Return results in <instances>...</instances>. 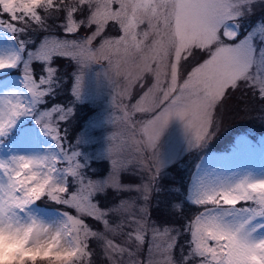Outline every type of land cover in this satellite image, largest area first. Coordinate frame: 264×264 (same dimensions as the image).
<instances>
[{
    "label": "snow or ice",
    "instance_id": "6c2138e0",
    "mask_svg": "<svg viewBox=\"0 0 264 264\" xmlns=\"http://www.w3.org/2000/svg\"><path fill=\"white\" fill-rule=\"evenodd\" d=\"M262 0H0V29L23 35L34 26L49 32L48 20L62 17L58 25L63 37L45 35L32 50L29 41L19 40V50L0 55V71L22 64L24 92L0 95V144L21 117L31 116L41 131L56 144L46 154L13 155L0 159V232L22 245L12 257L22 264H91L89 240L102 245L105 255L134 257L148 242L147 264H264V177L251 174L239 179L200 177L189 199L204 208L183 225V231L168 224L151 221L147 207L131 217L134 225L127 238L136 242V250L109 238L118 234L124 222L113 224L112 216L129 212L135 201L120 200L102 205L99 196L137 192L147 202L159 191L151 180L139 185L121 181L128 164L119 152L107 148L110 161L107 176L94 179L78 150L65 147L62 124L74 114V107L52 103L63 87L56 63L67 59L87 67L113 56L125 62L135 52L142 56L135 75L130 77L121 95L151 73L155 83L132 106L139 113H154L143 122L142 131L149 147H155L172 118L184 122L191 134L190 146H202L211 135L213 109L229 89L241 82L264 100V24L241 36V20L252 14ZM7 16V20L3 17ZM141 25L146 27L141 29ZM110 26L120 35L105 37ZM84 28L90 35L77 37ZM101 37L98 47L93 42ZM152 37L151 43H147ZM35 43V42H33ZM208 58L197 64L178 83L181 62L197 52ZM121 60L114 67L119 74ZM40 66V72L34 66ZM165 80L168 86L162 87ZM83 77L76 75L72 85L74 101L81 99ZM162 93L157 99V93ZM171 98V99H170ZM168 106L159 110L163 101ZM47 105V107H45ZM158 113V114H156ZM129 113L125 111L127 118ZM111 139V138H110ZM82 140H78L77 144ZM159 161L156 172L163 168ZM157 177L153 176L152 180ZM75 209L77 215L63 213V219L51 224L29 209L42 199ZM88 217L101 223L104 231H95ZM183 238V243L181 240ZM179 250V261L175 252ZM23 252V255L21 254ZM131 264L142 262L131 261Z\"/></svg>",
    "mask_w": 264,
    "mask_h": 264
},
{
    "label": "rangeland",
    "instance_id": "374dc122",
    "mask_svg": "<svg viewBox=\"0 0 264 264\" xmlns=\"http://www.w3.org/2000/svg\"><path fill=\"white\" fill-rule=\"evenodd\" d=\"M3 18L7 20V16ZM61 22L62 17L54 16L48 20L49 32H41L33 26L27 33L17 36L6 29H0V50L3 55L18 51L19 40H26L29 41L27 49L30 51L45 35L55 34L63 37L64 34L58 27ZM261 24H264V0L254 6L251 15L241 20V36ZM145 27L141 25V29ZM92 30L84 28L77 37L68 38L79 39L90 35ZM118 35H120L119 30L115 26H110L104 33L105 37ZM101 39L98 37L92 46L98 47ZM151 40L152 37L147 43L150 44ZM147 52L148 49L145 47L143 52L130 55L126 62L120 56H113L112 64L100 60L90 63L87 67L67 59H59L56 67L59 69L63 87L54 99L49 100V104L74 107V114L66 124L61 125L63 129L61 135L66 136L64 140L66 149L70 148L82 153L81 159L87 164L88 175L94 179L107 176L110 161L106 158V151L107 148L112 147L119 152L121 160L128 164V171L121 176L122 183L139 185L151 180L153 186L158 187L159 191L153 193L147 202L137 192L114 193L109 190L106 195L98 197L105 206L122 199L135 201L129 212L119 217H110L113 224L123 221L125 225L123 230L115 235L108 233L109 238L132 250H136L137 245L135 241L127 238V233L134 227L131 224V217L138 215L140 207L148 208L149 218L156 224L172 225L183 231V225L187 220L204 210L189 199L198 178L239 179L245 174L264 177V100H261L255 91L243 82L236 89H229L213 109L211 135L202 146H190L191 134L186 130L184 122L175 117L170 121L158 144L154 148L148 146L142 131L143 122L151 119L154 113L135 112L132 106L155 83L154 76L144 72L142 78L131 88V94L121 95L130 79L128 73L136 74L138 71L136 66L142 63V56ZM207 58V52L198 51L194 57L182 61L178 83L182 84L192 68ZM117 60H121L119 74L114 67ZM34 68L37 73L40 72L39 65H35ZM10 74L11 76H8ZM76 75L83 77L79 101H74L72 96V85ZM22 79V64L17 68L0 71V95L13 91L23 93ZM167 86L168 80H165L162 87ZM245 87L247 90L251 89L248 93L252 97L242 98L244 104L237 105L233 99L234 95ZM6 88L7 90H2ZM1 91L4 93L1 94ZM243 94L245 93H240L238 97ZM156 95L159 99L162 93L158 92ZM169 102L170 100L163 101L159 110L168 106ZM237 106L239 110L236 109ZM125 111L129 113L127 118L124 116ZM261 128L263 129L260 130ZM2 139L4 142L0 144V159H8L13 155L46 154L48 150H57L55 141L41 131L40 126L31 116L21 117L9 135ZM78 140L82 142L77 144ZM159 161H162L164 166L157 173ZM153 176L157 178L152 180ZM49 203H52L49 199L44 202L38 201L29 211L46 222L55 223L63 219L64 212L77 215L73 208ZM174 203L182 205L180 211L177 212L172 208ZM185 206L192 212L190 219L186 216ZM176 214L185 218L183 224L179 222V217L175 219ZM84 219L93 230L104 231L101 223L88 217ZM256 223L264 224V219L258 218ZM261 232L264 233V229ZM88 243L93 253L91 264H131L133 260L147 264V241L136 256H116L114 261L109 260L105 255L99 241L90 239ZM15 249L21 250L22 245L18 243ZM21 254L23 255V252ZM175 257L179 261V250L175 252ZM87 264H89L88 259Z\"/></svg>",
    "mask_w": 264,
    "mask_h": 264
},
{
    "label": "clouds",
    "instance_id": "9594fccd",
    "mask_svg": "<svg viewBox=\"0 0 264 264\" xmlns=\"http://www.w3.org/2000/svg\"><path fill=\"white\" fill-rule=\"evenodd\" d=\"M182 205L174 203L172 208L175 211H180ZM18 242L4 232H0V264H22V261L16 260L12 257V250L16 248ZM83 264H87V258L84 259Z\"/></svg>",
    "mask_w": 264,
    "mask_h": 264
},
{
    "label": "trees",
    "instance_id": "16d2710c",
    "mask_svg": "<svg viewBox=\"0 0 264 264\" xmlns=\"http://www.w3.org/2000/svg\"><path fill=\"white\" fill-rule=\"evenodd\" d=\"M252 19H253V17H252ZM244 26V25H243ZM251 89H248L247 90V87H245V88H243L242 90H240L239 92H237L235 95H234V102H236L237 103V105L239 104V103H241V105H243L244 104V100H242V98H245V99H248V98H251L252 96H251V94L250 93H248V91H250ZM240 93H245V94H243V95H240L239 97H238V95L240 94ZM240 101V102H239ZM233 107V105L231 106V108ZM236 109H238L239 110V106H237V108ZM243 110V109H242ZM228 115H229V111L227 112V118H228ZM263 128H261L260 130H262ZM44 200H47V199H42L41 201H44ZM50 205H55V203H49ZM184 209H186L185 210V212H186V216H187V218L188 219H190V217L192 216V212H191V210L187 207V206H185V208ZM196 215V214H195ZM176 217H175V219L177 218V217H179V222L181 223V224H183L184 222H185V218L182 216V215H180V214H176L175 215ZM173 219V218H172ZM187 221H189V220H187Z\"/></svg>",
    "mask_w": 264,
    "mask_h": 264
},
{
    "label": "bare ground",
    "instance_id": "6f19581e",
    "mask_svg": "<svg viewBox=\"0 0 264 264\" xmlns=\"http://www.w3.org/2000/svg\"><path fill=\"white\" fill-rule=\"evenodd\" d=\"M0 55H3V53H2V50H0ZM2 90H7V88L6 89H2ZM4 92L3 91H1V94H3ZM228 169H230L229 167H228ZM222 173V172H221ZM220 173V174H221ZM220 174H219V176H220ZM246 175V174H245ZM48 223H51V224H55V222H52V221H48Z\"/></svg>",
    "mask_w": 264,
    "mask_h": 264
}]
</instances>
